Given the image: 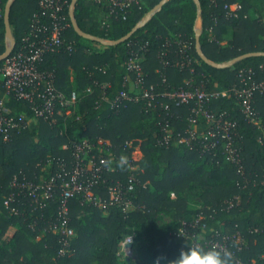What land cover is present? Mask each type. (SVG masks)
Here are the masks:
<instances>
[{"label": "trees", "instance_id": "16d2710c", "mask_svg": "<svg viewBox=\"0 0 264 264\" xmlns=\"http://www.w3.org/2000/svg\"><path fill=\"white\" fill-rule=\"evenodd\" d=\"M161 1L132 3L121 15H111L107 0H76L73 16L79 31L66 9L71 26L64 44L44 56L40 69L52 75L60 93L75 92L79 100L69 109L58 107L51 119H39L31 128L12 131L8 140L0 141V264H170L182 249L192 247L190 238L180 235L181 229L194 241L203 238L199 244L205 248L227 236L233 264L237 259L264 264V144L260 141L264 90L254 92L257 125L249 121L233 93L243 86L241 71L253 73L252 81L258 84L264 82V0H170L126 42L103 43L125 37ZM235 3L239 9L230 14L225 7ZM8 4L14 54L39 12V0H0L4 11ZM198 21L200 48L210 62L224 64L255 55L225 68L205 62L197 50ZM7 41L3 19L0 56L8 49ZM141 47L140 88H153L155 96L124 100L114 108L112 101L120 92L134 96L141 90L134 84L136 74L131 73L129 80L125 68L132 51ZM191 85L229 91L207 105L235 124L242 172L226 160L222 149L205 150L196 142L190 148L177 142L178 134H185L190 126L195 104L180 105L163 94ZM0 100L11 116L33 117L27 102L5 97L1 81ZM165 126L174 137L168 144L163 143ZM83 140L108 142L115 160V170L104 174L94 193L112 203L110 188L119 183L134 207L126 212L113 202L104 212L81 197L71 199L68 225L74 235L62 255L63 236L49 231L61 205L59 192L47 207L35 209L29 192L13 188L12 182L17 177L37 183L50 164L53 172L61 163L72 167L71 147ZM136 147L142 154L139 161H131L137 170H131L128 162L121 166L119 157L131 160ZM12 197L14 201L8 202ZM165 214L174 229L156 225V218ZM138 227L148 243L140 247L137 260L120 259L122 240L130 235L135 240Z\"/></svg>", "mask_w": 264, "mask_h": 264}, {"label": "built area", "instance_id": "2783aa9c", "mask_svg": "<svg viewBox=\"0 0 264 264\" xmlns=\"http://www.w3.org/2000/svg\"><path fill=\"white\" fill-rule=\"evenodd\" d=\"M95 1L103 3L105 0ZM141 1L143 0H107L111 7V15H121L132 3ZM67 8L71 11L69 0H39V12L32 18L29 33L24 37L18 51L14 54L11 53L8 58L0 61V81L5 89V97L13 96L20 101L27 102L33 113L32 118L27 117L26 114L15 118L7 112L4 100H0V141L8 140L12 131L31 128V121L51 119L58 107L69 109L78 103L79 98L75 92L69 96L63 95L54 86L52 75L40 69L44 56L55 53L64 44L63 36L71 26L65 13ZM225 8L232 14L239 9V5L235 3L227 5ZM4 16V8L0 5V26ZM143 50L144 47H141L138 51H132L131 57L125 63L128 76L131 73L136 74L137 79L134 84L136 87L139 86L138 89L141 86V63L143 61L141 53ZM185 60L191 63L189 55L185 56ZM239 77L243 86L240 91L235 88L233 93L236 94L246 117L251 123L257 125L258 122L252 109V102L254 92L264 90V82L258 84L252 81L253 73H250V71L249 73L241 71ZM228 95L229 91L227 90L206 91L204 87L193 88L192 85L189 89H175L163 94L165 98L180 105L195 104L191 110L192 114L188 118L189 128L185 131V134H178L177 136L179 144H185V146L191 148L196 142L206 148L205 150L216 151L222 149L226 160L236 163L239 171L242 172V157L235 144V124L225 119L224 114H217L209 110L207 105L214 98ZM154 96L153 88L150 90L141 89L134 96L124 90L112 101V106L115 108L124 100L151 99ZM166 108L169 109V106H166ZM169 131V128L165 126L163 129V143L165 144L170 143L174 138ZM260 141L264 144V131ZM63 148L67 149L68 146L64 145ZM71 148L74 156L72 167L69 168L65 163H61L58 165L57 171L53 172V167L50 164L37 183L28 180L22 181L17 177L12 182L13 188L29 192L28 195L35 209L47 207L50 200L56 197L59 192L61 205L56 220L51 224L49 231L63 236L62 255L69 245L68 240L74 235L73 230L68 225V203L71 199L81 197L83 202L93 204L104 212L113 202L122 205L123 210L126 212L134 207L133 203L125 198L126 192H122V186L119 183L110 188L112 203L94 193V187L100 182L104 174L115 170V160L111 157L112 153L108 142L93 144L88 140H83L80 143H74ZM106 156L111 158H106ZM131 170L137 169L131 167ZM13 201L14 197L8 200V202ZM180 235L189 237L192 246H200L199 241L203 240V238H199V240L194 241L186 234L184 229L180 230ZM228 240L229 238L226 236L223 237V242L210 241L209 244L222 252H229L226 244ZM240 242L242 243L241 239ZM132 245H134V237L131 235L125 237L120 244L117 256L120 259H130L133 255ZM235 264L245 263L237 259Z\"/></svg>", "mask_w": 264, "mask_h": 264}, {"label": "water", "instance_id": "95a60500", "mask_svg": "<svg viewBox=\"0 0 264 264\" xmlns=\"http://www.w3.org/2000/svg\"><path fill=\"white\" fill-rule=\"evenodd\" d=\"M75 1H76V0H74V1H73V4L71 5V11H70V13H71V21H72V23H73V27L75 28V30H76V31H79V29H78V27H77V24H76V22H75L74 16H73V10H74V4H75ZM168 1H170V0H162V1L158 4V6H156L152 11H150V12L146 15V17L144 18V20H143L141 23H139L138 25H136V26L132 29V31H131L130 33H128L125 37H122L121 39H119V40H117V41H114V42L103 41V43H108V44H111V45H118V44H121V43L126 42V41H127V40H128V39H129V38H130V37H131V36H132V35H133V34L139 29V28H141V26L144 25V23H145L146 21H148L149 19H151L152 16H153L156 12L161 11L162 8H163V6H164ZM194 1H197V0H194ZM9 7H10V5L8 4V6L6 7V10H5L4 21H5V27H6L7 36H8L9 39L12 40L11 29H10V26H9ZM199 34H200V31L197 30V37H196V41H197V50H198V52H199L201 58H202L205 62H207V63H209V64H211V65H213V66H215V67H217V68H225V67H229V66L233 65L234 63H236L238 60H241V59H243V58H245V57H249V56L255 55V54H246V55H243V56H241V57H239V58H237V59H234V60L230 61L229 63H224V64H215V63H212V62H210V61L206 58V56H205V55L202 53V51H201V48H200V40H199ZM13 49H14V43H13V40H12V45H11V47H9V48L7 49V51L5 52L4 55L0 56V61H3V60H5L6 58H8V57L11 55ZM256 54H257V55H260V53H256Z\"/></svg>", "mask_w": 264, "mask_h": 264}, {"label": "clouds", "instance_id": "9594fccd", "mask_svg": "<svg viewBox=\"0 0 264 264\" xmlns=\"http://www.w3.org/2000/svg\"><path fill=\"white\" fill-rule=\"evenodd\" d=\"M126 158H120V164L123 166ZM182 235V234H181ZM199 239V237H197ZM170 264H233L232 256L227 251H220L215 247L205 248L202 246H192L187 250H181L177 258Z\"/></svg>", "mask_w": 264, "mask_h": 264}, {"label": "rangeland", "instance_id": "374dc122", "mask_svg": "<svg viewBox=\"0 0 264 264\" xmlns=\"http://www.w3.org/2000/svg\"><path fill=\"white\" fill-rule=\"evenodd\" d=\"M199 23V22H198ZM197 27L200 29V24L197 25ZM12 45V40L8 38L7 41V46L8 48L11 47ZM31 126H34V124L36 123L35 121H31ZM109 152L107 151V154ZM121 158V157H119ZM142 158V155L140 154V150L138 147H136L131 155V160L126 158V162L130 163V165L132 166L131 161H139ZM114 165H115V161H114ZM134 167V169H137V166H132ZM195 209V208H194ZM156 225L163 229V230H172L175 228V224L172 221L171 217L169 215H160L156 218ZM41 237V235H40ZM148 243V240L142 235V233L140 232L139 227L136 229V234H135V240H134V245H132V251H133V255L130 257L131 259H138V252L140 247H144L145 244ZM121 259H126V258H121Z\"/></svg>", "mask_w": 264, "mask_h": 264}, {"label": "crops", "instance_id": "0c3cea01", "mask_svg": "<svg viewBox=\"0 0 264 264\" xmlns=\"http://www.w3.org/2000/svg\"><path fill=\"white\" fill-rule=\"evenodd\" d=\"M198 22H199V21H198ZM198 22H197V25L200 24V22H199V23H198ZM200 25H201V24H200ZM197 30L200 31V30H201V26H200V29L197 27ZM128 79L130 80V76H128ZM131 89H132V90L135 89V85H134L133 83H132V85H131ZM140 154H141V152H140ZM141 155H142V154H141Z\"/></svg>", "mask_w": 264, "mask_h": 264}]
</instances>
